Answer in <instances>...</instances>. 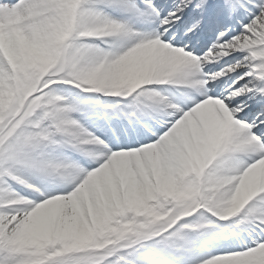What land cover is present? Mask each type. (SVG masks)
I'll list each match as a JSON object with an SVG mask.
<instances>
[{"label":"snow or ice","instance_id":"6c2138e0","mask_svg":"<svg viewBox=\"0 0 264 264\" xmlns=\"http://www.w3.org/2000/svg\"><path fill=\"white\" fill-rule=\"evenodd\" d=\"M0 264H264V0H0Z\"/></svg>","mask_w":264,"mask_h":264}]
</instances>
